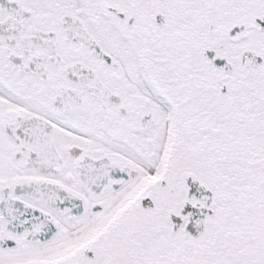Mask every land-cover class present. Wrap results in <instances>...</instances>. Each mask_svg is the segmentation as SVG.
<instances>
[{
  "label": "snow or ice",
  "instance_id": "1",
  "mask_svg": "<svg viewBox=\"0 0 264 264\" xmlns=\"http://www.w3.org/2000/svg\"><path fill=\"white\" fill-rule=\"evenodd\" d=\"M0 264H264V0H0Z\"/></svg>",
  "mask_w": 264,
  "mask_h": 264
}]
</instances>
